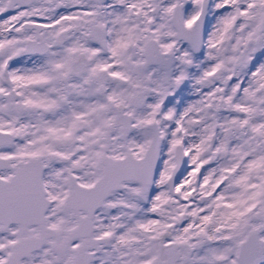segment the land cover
<instances>
[{
	"label": "snow or ice",
	"instance_id": "snow-or-ice-1",
	"mask_svg": "<svg viewBox=\"0 0 264 264\" xmlns=\"http://www.w3.org/2000/svg\"><path fill=\"white\" fill-rule=\"evenodd\" d=\"M0 264H264V0H0Z\"/></svg>",
	"mask_w": 264,
	"mask_h": 264
}]
</instances>
